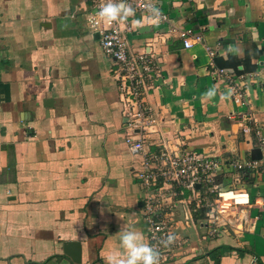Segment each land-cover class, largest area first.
Listing matches in <instances>:
<instances>
[{
	"label": "crops",
	"instance_id": "0c3cea01",
	"mask_svg": "<svg viewBox=\"0 0 264 264\" xmlns=\"http://www.w3.org/2000/svg\"><path fill=\"white\" fill-rule=\"evenodd\" d=\"M161 2L172 27L202 40L185 49L166 24L128 19L130 51L151 45L161 69L144 104L171 143L183 134L187 149L223 163L215 184L245 187L251 202L226 215L227 232L206 239L205 210L184 190L175 200H185L192 222L177 212L174 229L188 245L170 264H264V173L231 165L253 160L256 131L264 136V0ZM86 10L84 0H0V264H105L121 228L146 237L133 176L142 156L125 144L113 63L86 29ZM230 59L244 62L240 74ZM219 69L236 74L243 103Z\"/></svg>",
	"mask_w": 264,
	"mask_h": 264
},
{
	"label": "built area",
	"instance_id": "2783aa9c",
	"mask_svg": "<svg viewBox=\"0 0 264 264\" xmlns=\"http://www.w3.org/2000/svg\"><path fill=\"white\" fill-rule=\"evenodd\" d=\"M87 10L84 14L85 27L91 34L98 35V43L103 54L113 63L111 70L118 94L123 122V135L127 148L133 155H141L140 168L134 171V178L142 186L144 196L141 213L145 222L146 237L150 244L155 245L160 253V264H170L177 250L188 245V239L179 237L175 233V216L179 212L183 224L188 226L192 222L190 210L185 200L178 199L184 190L189 192V198L195 202V209H204L202 226L206 239H215L227 232L226 215L240 206L250 207L249 192L245 187L224 188L215 184V174L223 170V163L204 154H199L186 148L185 136L179 134L171 138L159 131L157 116L144 104V97L151 91L154 81L161 78V69L151 45L147 51L135 53L130 51L126 34L131 27L125 23L115 22L106 24L96 17L105 0H84ZM162 0H128L136 9L135 16L146 20L147 25L156 26L166 24L169 32H174L182 41L185 49L200 43L202 36L190 28H174L163 11ZM151 3L160 11L159 21L153 23L143 7ZM210 56L215 52L210 51ZM219 77L228 79L233 91V100L243 103L247 92L242 86L231 84L236 78L230 70L219 69ZM244 83V82H243ZM233 85V86H232ZM245 85V83H244ZM247 131L246 129L244 130ZM257 149L260 159L251 161L235 160L231 164L237 171L259 176L264 173V136L256 131ZM157 146L156 153H150L149 147ZM156 163H159L157 165ZM208 189L213 198L203 197L204 188ZM179 189V191L175 190ZM189 199V200H190ZM264 204V197L261 198ZM189 204V202H188ZM168 234L176 237L175 243L165 247L160 242Z\"/></svg>",
	"mask_w": 264,
	"mask_h": 264
},
{
	"label": "clouds",
	"instance_id": "9594fccd",
	"mask_svg": "<svg viewBox=\"0 0 264 264\" xmlns=\"http://www.w3.org/2000/svg\"><path fill=\"white\" fill-rule=\"evenodd\" d=\"M148 18L157 23L160 17L159 9L151 4H144ZM136 9L128 0H105L95 13L100 21L106 24L115 22L125 23L130 17L135 16ZM137 27L141 21L135 20ZM217 94L215 87L208 89L204 94L206 99H211ZM117 235L118 247L108 249L104 254L105 264H160V253L155 245L150 244L144 234L134 228H121ZM176 237L168 234L161 240L165 247L175 243Z\"/></svg>",
	"mask_w": 264,
	"mask_h": 264
},
{
	"label": "trees",
	"instance_id": "16d2710c",
	"mask_svg": "<svg viewBox=\"0 0 264 264\" xmlns=\"http://www.w3.org/2000/svg\"><path fill=\"white\" fill-rule=\"evenodd\" d=\"M230 63H228L229 66H231L232 68L236 69L237 73L240 74V71L238 70L239 67L243 66L241 60L238 59H230ZM244 63V62H243ZM252 69V67H250Z\"/></svg>",
	"mask_w": 264,
	"mask_h": 264
},
{
	"label": "water",
	"instance_id": "95a60500",
	"mask_svg": "<svg viewBox=\"0 0 264 264\" xmlns=\"http://www.w3.org/2000/svg\"><path fill=\"white\" fill-rule=\"evenodd\" d=\"M95 38L98 39V35H97V34H95ZM251 157H252L253 160H258V159H260V152H259V150H258V149L253 150V151H252V156H251ZM71 257H72V259H73L74 261H77L76 258H75L76 256H74V255L72 254Z\"/></svg>",
	"mask_w": 264,
	"mask_h": 264
}]
</instances>
